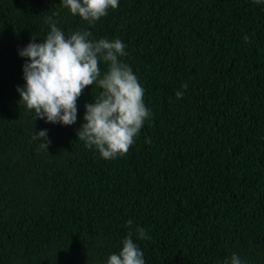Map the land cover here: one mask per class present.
Segmentation results:
<instances>
[{"label":"trees","instance_id":"obj_1","mask_svg":"<svg viewBox=\"0 0 264 264\" xmlns=\"http://www.w3.org/2000/svg\"><path fill=\"white\" fill-rule=\"evenodd\" d=\"M50 20L126 45L151 115L124 156L76 135L97 84L70 126L19 102V51ZM130 231L145 264H264V3L118 0L90 25L62 0H0V264H107Z\"/></svg>","mask_w":264,"mask_h":264},{"label":"clouds","instance_id":"obj_2","mask_svg":"<svg viewBox=\"0 0 264 264\" xmlns=\"http://www.w3.org/2000/svg\"><path fill=\"white\" fill-rule=\"evenodd\" d=\"M62 6L91 25L106 16L109 9H116L118 0H62ZM90 36L88 31H76L66 38L56 22L50 20V32L43 42L29 43L19 51L27 62L23 65L25 84L17 92L19 102L35 113V120L70 126L77 120V100L83 90L97 84L103 91L93 103L85 104L84 122L76 135L86 147H94L103 159L111 160L128 152L151 113L145 107L144 89L137 76L119 60L127 54L126 45L120 39L92 41ZM244 41L248 42L249 37L245 36ZM101 60L108 65L102 78ZM181 88L186 89L187 84ZM183 94L175 93L177 99ZM32 139L39 141L45 151L51 143L47 130L36 132ZM127 224L132 227L131 220ZM135 231L139 239L146 237L144 229ZM107 264H145L131 231L123 239L119 253L111 254ZM225 264L242 261L233 254Z\"/></svg>","mask_w":264,"mask_h":264}]
</instances>
